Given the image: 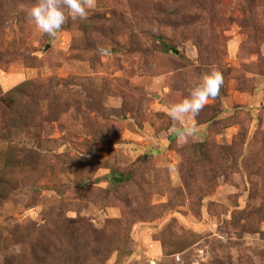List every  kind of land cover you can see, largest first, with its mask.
<instances>
[{
	"label": "rangeland",
	"instance_id": "rangeland-1",
	"mask_svg": "<svg viewBox=\"0 0 264 264\" xmlns=\"http://www.w3.org/2000/svg\"><path fill=\"white\" fill-rule=\"evenodd\" d=\"M33 3L0 0V264H264V0H95L55 39Z\"/></svg>",
	"mask_w": 264,
	"mask_h": 264
},
{
	"label": "clouds",
	"instance_id": "clouds-1",
	"mask_svg": "<svg viewBox=\"0 0 264 264\" xmlns=\"http://www.w3.org/2000/svg\"><path fill=\"white\" fill-rule=\"evenodd\" d=\"M94 7L95 0H34L32 6L25 10V19L29 24L34 25L38 32L55 39L66 18H71L73 21L86 20L89 10ZM97 52L107 55L109 50L98 47ZM222 85V74L214 66L210 67L207 72L201 74L198 83L191 87L187 96H182L170 104L169 118L177 122L194 121L201 109L218 97ZM196 131L192 125L183 129H173L180 138L194 136Z\"/></svg>",
	"mask_w": 264,
	"mask_h": 264
}]
</instances>
